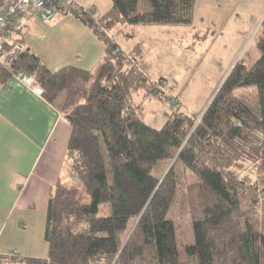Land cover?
Here are the masks:
<instances>
[{"label":"trees","instance_id":"16d2710c","mask_svg":"<svg viewBox=\"0 0 264 264\" xmlns=\"http://www.w3.org/2000/svg\"><path fill=\"white\" fill-rule=\"evenodd\" d=\"M194 1L111 0L100 16L91 8L65 11L103 41L95 71L52 72L26 47L0 65V82L22 71L48 101L63 94L68 168L90 197L81 202L77 186L60 177L45 215L47 256L0 254V264H264V36L260 56L251 64L239 58L201 115L171 105L156 128L143 120L133 92L169 101L163 80L152 82L139 65L140 48L123 51L111 33L117 25L191 24ZM260 26L264 33V18ZM248 88L254 100L236 93ZM103 203L110 214L98 216ZM173 211L191 220L187 262Z\"/></svg>","mask_w":264,"mask_h":264},{"label":"crops","instance_id":"0c3cea01","mask_svg":"<svg viewBox=\"0 0 264 264\" xmlns=\"http://www.w3.org/2000/svg\"><path fill=\"white\" fill-rule=\"evenodd\" d=\"M19 35L52 72L64 66L95 71L105 49L88 27L64 12L49 21L24 18ZM70 133L55 102L13 75L0 82V254L44 256L40 221L58 179L72 177L66 152Z\"/></svg>","mask_w":264,"mask_h":264},{"label":"rangeland","instance_id":"374dc122","mask_svg":"<svg viewBox=\"0 0 264 264\" xmlns=\"http://www.w3.org/2000/svg\"><path fill=\"white\" fill-rule=\"evenodd\" d=\"M6 1L1 0L2 4ZM78 1L85 6H92L96 16H100L111 5V0ZM263 18L264 0H195L191 24L117 25L111 32L115 41L126 51L135 46L140 48L141 69L152 82L163 80L162 89L169 98V101H164L143 90L133 92L134 101L140 103L144 121L153 127H161L166 113L172 110L171 105L185 113L201 115L233 64L239 58L251 64L260 56L257 42L264 36L260 26ZM32 32L30 30L29 34L34 36ZM205 34V38H199ZM18 36L13 34V37ZM236 93L249 100L255 97L253 88ZM62 101L63 94L55 101L59 108ZM253 174L252 171L251 176ZM183 178L187 183L194 181V176L187 170L183 172ZM64 180L67 184L77 186L81 202H90L80 181L67 176ZM109 214L108 204H100L97 215ZM171 215L174 218L180 259L187 262L185 247L193 243L190 217L180 216L176 211ZM259 218L262 230L264 211H260ZM44 221L45 218L40 221L41 238ZM44 243L46 250L42 249V257L47 256V244ZM10 253L18 254L15 250Z\"/></svg>","mask_w":264,"mask_h":264},{"label":"built area","instance_id":"2783aa9c","mask_svg":"<svg viewBox=\"0 0 264 264\" xmlns=\"http://www.w3.org/2000/svg\"><path fill=\"white\" fill-rule=\"evenodd\" d=\"M0 8V65L9 66L24 50L25 45L15 41V31L22 27L24 18H40L49 21L58 12L69 9H88L78 0H8ZM21 82L33 86L37 94L42 93V88L32 75L19 71L13 74Z\"/></svg>","mask_w":264,"mask_h":264},{"label":"water","instance_id":"95a60500","mask_svg":"<svg viewBox=\"0 0 264 264\" xmlns=\"http://www.w3.org/2000/svg\"><path fill=\"white\" fill-rule=\"evenodd\" d=\"M0 2H1V0H0ZM0 4H2V2ZM26 50H28V49H26Z\"/></svg>","mask_w":264,"mask_h":264},{"label":"flooded vegetation","instance_id":"af4514ba","mask_svg":"<svg viewBox=\"0 0 264 264\" xmlns=\"http://www.w3.org/2000/svg\"><path fill=\"white\" fill-rule=\"evenodd\" d=\"M1 3V2H0Z\"/></svg>","mask_w":264,"mask_h":264}]
</instances>
